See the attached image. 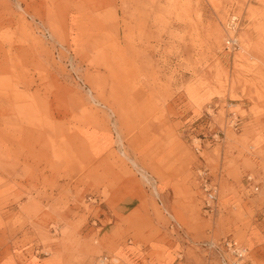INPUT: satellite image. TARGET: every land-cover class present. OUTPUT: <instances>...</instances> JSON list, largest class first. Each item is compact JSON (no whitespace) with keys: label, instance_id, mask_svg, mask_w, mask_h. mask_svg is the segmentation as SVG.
I'll return each mask as SVG.
<instances>
[{"label":"rangeland","instance_id":"rangeland-1","mask_svg":"<svg viewBox=\"0 0 264 264\" xmlns=\"http://www.w3.org/2000/svg\"><path fill=\"white\" fill-rule=\"evenodd\" d=\"M260 174L264 0H0V264H264Z\"/></svg>","mask_w":264,"mask_h":264},{"label":"built area","instance_id":"built-area-1","mask_svg":"<svg viewBox=\"0 0 264 264\" xmlns=\"http://www.w3.org/2000/svg\"><path fill=\"white\" fill-rule=\"evenodd\" d=\"M240 25V17L238 15L232 13L227 22H226V36L224 40V49L226 51H232L235 50L238 47V39L235 36L236 30L238 29ZM213 136H217V134H213ZM214 138V137H212ZM200 188L202 190V193L204 194L203 202L204 207L207 210L212 209V205L215 201V194L216 189L213 186L210 175L206 169H200L197 171ZM246 180L248 183H252L254 185L253 177L248 175L246 177ZM254 189L257 190L258 186L254 185ZM224 245L228 250L231 251L233 254L234 260L232 261V264H236L243 260L245 254H246V248L245 247H237L232 241H224ZM105 259V258H103Z\"/></svg>","mask_w":264,"mask_h":264},{"label":"crops","instance_id":"crops-1","mask_svg":"<svg viewBox=\"0 0 264 264\" xmlns=\"http://www.w3.org/2000/svg\"><path fill=\"white\" fill-rule=\"evenodd\" d=\"M26 142H27V144L28 145H30V144H35L34 142H32V140L30 139V138H28L27 140H26ZM47 144V142H45V143H43V144H36L39 148H38V150H37V153H39V154H41V153H43L44 152V147H45V145ZM259 170V169H258ZM260 172V171H259ZM261 176H264V175H262V174H260ZM260 176V177H261ZM262 179H264V177H262ZM260 187H264V181H262V183L260 184ZM17 257H18V255H17Z\"/></svg>","mask_w":264,"mask_h":264},{"label":"bare ground","instance_id":"bare-ground-1","mask_svg":"<svg viewBox=\"0 0 264 264\" xmlns=\"http://www.w3.org/2000/svg\"><path fill=\"white\" fill-rule=\"evenodd\" d=\"M4 96V95H3ZM5 97H7V96H5ZM118 136V135H117Z\"/></svg>","mask_w":264,"mask_h":264}]
</instances>
